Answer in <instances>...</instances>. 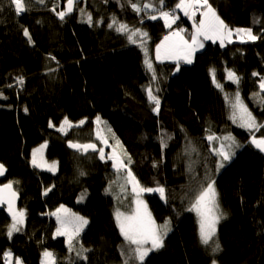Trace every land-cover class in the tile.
<instances>
[{"label": "trees", "instance_id": "1", "mask_svg": "<svg viewBox=\"0 0 264 264\" xmlns=\"http://www.w3.org/2000/svg\"><path fill=\"white\" fill-rule=\"evenodd\" d=\"M154 1L159 3L77 0L71 13L49 26L47 9L65 10L67 0H24L19 14L11 0H0V162L7 168L2 182H12L18 209L25 214L23 226L9 237L12 218L0 209V264H7L6 249L22 264H49L44 263L45 251L53 254L55 264H264V155L251 143L253 137H264V127L250 131L232 118L238 92L257 124L264 125V0H209L234 34L245 27L257 38L246 34L247 39L222 47L200 37L203 47L191 63L158 61L155 44L176 27L184 29L191 43L200 15L192 21L179 9L178 20L168 27L149 19L153 9L143 5ZM177 1L164 0V10L170 7L174 13ZM132 4L141 10L134 11ZM120 24L147 36L137 34L131 43L129 32L116 30ZM229 72L238 82L229 79ZM149 88L159 99L158 110ZM97 117L125 170H116L98 152L67 145H97L95 140L84 135L83 141H74L58 130L65 118ZM44 141L45 157L58 162L54 172L30 163L32 149ZM220 145L230 159L219 154ZM211 164L221 218L214 240L206 245L192 208L201 172ZM128 170L142 187L165 189L163 197L155 191L144 194L158 226L167 221L169 230L163 246L150 250L143 261L114 216L117 209L132 210ZM60 205L88 221L71 247L55 235L51 213Z\"/></svg>", "mask_w": 264, "mask_h": 264}, {"label": "snow or ice", "instance_id": "2", "mask_svg": "<svg viewBox=\"0 0 264 264\" xmlns=\"http://www.w3.org/2000/svg\"><path fill=\"white\" fill-rule=\"evenodd\" d=\"M40 3H43L44 0H39ZM11 3L15 5V11L17 14L24 11V6L22 4V0H11ZM75 3V0H67V8L66 11L58 12L57 15L64 19L65 15L67 13H71L73 11V5ZM160 5L164 4V0H159ZM144 8H151L153 7L152 4H146L143 5ZM177 9H182L184 11V14L186 16H189L195 21L196 12L200 11L201 9H204L203 11H200L201 19L199 20V23L193 24L194 32L191 36V43H189L188 40H185L183 36H181V32L184 31V29H179L176 32L171 33L169 36H165L164 40L161 41L160 44L156 46V58L159 59H184L187 63H191V57L193 53L195 52L197 47L202 48L203 42L200 40V37H203V39L206 40H219L220 45L223 47L225 40L228 39L231 36V30L228 29V26L224 23L223 20L219 18V16L216 15L215 10L212 8L211 4H209V0H179V3L175 6ZM132 8L134 11H140L141 7H139L137 4H132ZM55 10V9H53ZM83 14L84 10H80ZM160 15L164 18L165 24L168 27H171L173 23L176 22L178 17L172 15L170 12L166 11H160ZM151 19H156L155 16H152ZM88 22L91 23V14H88ZM115 19L113 20V24H115ZM113 24H109L108 27H113ZM118 32H129L127 25L120 24L117 29ZM237 33H246L248 38L251 40H255L257 37L252 35L251 29H236ZM139 34L140 36L146 37L147 33L141 32L140 29H133L128 34V39L131 43H136L135 37ZM24 35L28 36V30H24ZM52 59H55V57H52ZM145 64L147 65L148 69L153 71L154 69L152 67V63L149 60H145ZM253 75H257L254 73ZM20 79V82L22 83V78ZM153 79H155V75H153ZM229 79H234L238 82V77H236L235 73L229 72ZM217 87H220L218 84ZM260 88L264 90V79L260 82ZM148 96L151 101H155L156 103V110L159 108V99L158 97L154 96L152 94L151 88L148 89ZM234 111H233V120L236 119L237 112L239 113V119L241 121V127H245L247 129L254 130L258 129L259 127H264V125H258L256 118L252 115V113L247 109V106H245L242 101L240 100L239 93L237 92L235 103L232 105ZM27 111V109H25ZM97 121H99V117H97ZM66 124L71 127V122L65 118ZM81 124L84 123V121H80ZM50 126H52L50 124ZM61 131H64V124L61 125L60 128ZM99 135V133H98ZM209 140L214 139L213 136L208 137ZM225 139L233 140L232 137H226ZM252 144L255 145L256 148H258L260 151L264 152V137H261L259 139L253 137ZM70 147L81 149L83 151H87L88 149H96V145L94 144H75L71 141L69 142ZM41 147H44L43 145ZM100 151V158L104 159V153L103 149H99ZM214 151H216L214 149ZM219 154L223 156L224 160L230 159V155L225 153L223 151V146H221V149L219 150ZM35 155V154H34ZM113 159L114 164L113 167L119 168L124 167L127 168V165L124 164L122 161H117V158L115 156L110 157ZM130 158L128 163H130ZM33 163L36 164L35 158L33 159ZM222 165H219L220 167ZM49 168L51 170H54L55 164L49 165ZM4 166L0 164V175H3L4 173ZM83 174V173H82ZM127 182L132 183L133 185V192L137 193V196H139V192H159L161 197L165 195V189L163 187H159L156 189L152 188H139L138 185L139 182L136 180L135 176L132 175L131 171H128V177ZM12 189V182H9L6 185H3L0 187V202H3L5 199V190H8V210L12 213V225L8 229V236L11 237L12 233L14 231H19L18 225L23 223L24 219V212L23 211H15L13 207V201L15 199L16 193L11 191ZM136 203V209L133 212L132 215L129 216H123L122 213L117 211L116 213V219L117 223L120 227L121 234L124 236L125 240L129 242L130 245H135V249H133V252L140 261L144 260V257L147 255L149 249H146L143 247L144 244L151 242L152 248H159L163 246V237L167 234L168 229V222L166 221L163 225L156 226L155 221L151 218L150 213L146 212V205H143V202L139 199L135 201ZM142 208L145 209L142 211ZM193 208H195L198 212V214L201 216L200 220V236L201 241L204 244H208L209 241L212 239L213 235L215 234V224L219 220V216L215 213L219 209L218 203H216V192L214 189L213 183H209L207 188H205L203 191L200 192V194L196 197V202L193 204ZM64 212L65 215H61V212ZM69 210L65 209L63 205L59 209L56 210L55 213H52V215H55L57 217V221L60 224V227L57 228L56 234L57 235H66L68 236L69 240V246L71 247L73 236L78 235L79 232L83 229L84 225L88 223L87 219L84 217L76 216L75 214H68ZM123 216V218H122ZM69 228H71V232H69ZM219 249V244L216 245V248L213 249V251H216ZM11 253H5V256H10ZM44 256L46 258H49V264H55V259L53 257V254L51 252L45 251ZM16 264H21V261L19 258H17ZM125 264H128L127 261H125Z\"/></svg>", "mask_w": 264, "mask_h": 264}, {"label": "rangeland", "instance_id": "3", "mask_svg": "<svg viewBox=\"0 0 264 264\" xmlns=\"http://www.w3.org/2000/svg\"><path fill=\"white\" fill-rule=\"evenodd\" d=\"M76 1L77 0H75V3H74V5L76 4ZM23 2H24V0H22V4H23ZM177 3H179V0L174 4V13L172 14V15H174V16H176V17H178L179 18V9H177L175 6H176V4ZM74 5H73V7H74ZM66 8L67 7H65V10H57V9H55V7H51V8H48L47 9V13H48V15L47 16H50V20H48V23H47V25H49V26H52L53 24H54V22H55V20H57V21H60L61 20V18L57 15V13L58 12H61V11H66ZM25 9V8H24ZM53 9H55V10H53ZM151 9H153V12L151 13V14H149V19H151V17L152 16H155L156 17V19H160L163 23H165V20H164V18L160 15V11L162 10V11H165L164 10V4L163 5H160V3H158L157 1H154L153 2V7L151 8ZM181 10V12L184 14V11L182 10V9H180ZM42 13H44V12H39V15L40 14H42ZM185 15V14H184ZM178 20V19H177ZM176 20V21H177ZM176 23V22H175ZM175 23H173V24H175ZM236 29H248V28H245V27H238V28H236ZM230 30H232L231 28H230ZM47 31V33L49 34V35H52V32L51 31H53L52 29L51 30H46ZM175 31V30H174ZM173 31V32H174ZM239 34V35H238ZM237 35L236 34H234L233 33V31H231V36L228 38V39H226L225 40V42H227V41H235V40H239V41H242V40H244V39H247L246 38V33H243V32H241V33H238ZM170 35V34H169ZM165 36H168V35H165ZM164 36V37H165ZM163 37V38H164ZM200 39V38H199ZM212 41V40H211ZM160 44V43H159ZM199 50V48L197 47L196 48V50H195V52L196 51H198ZM195 52L193 53V55H192V57H191V60H192V58L194 57V54H195ZM161 60V59H160ZM171 61L172 60H174V59H170ZM176 60H179V59H176ZM159 61V60H158ZM185 61V60H184ZM193 61V60H192ZM185 63H187V62H185ZM15 85L17 86V85H19L18 84V82L16 81L15 82ZM236 117H238L237 119H238V122L241 124V121H240V119H239V113L237 112V116ZM69 121V120H68ZM80 121H84V123L83 124H81L80 123ZM80 121H78V122H71V127H69V125L68 124H66V123H64L65 122V119L61 122V124L58 126V130H59V132L61 133V134H63L64 136H65V138L66 137H69V138H71L72 140H74V141H83L82 140V136H84L85 135V137L88 139H93V140H95V142L97 143V145H98V153L97 152H95V153H97V155H98V157L100 158V151H99V149H103V153H104V159H107V160H109L110 162H112V164H114V162H116V161H114L113 159H111L110 157H113V156H115L116 158H117V161H122L121 160V158H120V156L118 155V152L115 150V148L113 147V145L108 141V139H107V134L103 131V129H102V127H101V124L99 123V121H97V119H94V120H91V121H88V120H80ZM62 124H64V131H61L60 130V128H61V125ZM98 133H99V135H98ZM209 136H212V135H209ZM44 146V147H41V146ZM48 146V143H47V141H44V142H41L40 144H38V145H36L33 149H32V151H31V155H30V163H31V165L32 166H34V167H36V168H38V169H42V170H48V171H51V172H54V171H56L57 170V167H58V162L56 161V160H50V159H47L46 157H45V150H46V147ZM187 146V148H190V150L192 151V152H197L195 149H193V147L191 148V146H190V144H187L186 145ZM221 146H223V151L225 152V153H227V151H226V149H225V146L224 145H220V147H219V150L221 149ZM187 148H186V152H184V154L186 155V157L189 155L190 156V154H189V152L187 151ZM35 154V155H34ZM228 154V153H227ZM223 157V156H222ZM35 158V160H36V164H34L33 163V159ZM103 160V159H102ZM55 164V168H54V170H51L50 168H49V165H52V164ZM113 168H115L116 170H120V169H126V168H124V167H119V168H116V167H113ZM204 170L201 172V174H202V178H201V183H200V185L198 186V188H197V193L195 194V197H194V202H193V204L196 202V197L200 194V192L201 191H203L205 188H207V186H208V184L209 183H213L212 182V174L214 173V165L213 164H211V165H209L208 167H206V168H203ZM129 171V170H128ZM128 171H126V173H127V177H128ZM211 180V181H210ZM213 185H214V183H213ZM129 186H130V192H131V203L133 204L132 205V210L131 211H129V212H127V211H123V210H120V209H117V210H115L114 211V216H115V219H116V213H117V211H119L120 213H122L123 214V216H129V215H132L133 214V212L135 211V209H136V203H135V201L137 200V199H139V200H141L142 202H143V205H146V212L147 213H150V215H151V218L155 221V219H154V217H153V215H152V213H151V211H150V209H149V206H148V204H147V201H146V199H145V197H144V194L145 193H149V192H147V191H144V192H139V196H137V193H135V192H133V185H132V183H129ZM139 188H145V187H142L140 184L138 185V189H137V191H139ZM214 189H215V192H216V188H215V185H214ZM151 193V192H150ZM78 200H80V198L78 199ZM216 203H218V201H217V192H216ZM219 205V204H218ZM64 206V208L65 209H67V210H69V213L68 214H75L76 216H80V217H83L82 215H80L79 213H77L76 211H74L73 209H71V208H69V207H67L66 205H63ZM18 207V206H17ZM61 207V205L57 208V209H59ZM57 209H55L52 213H55L56 212V210ZM193 209V211L196 213V214H198V212H197V210L195 209V208H192ZM145 209H143L142 208V211H144ZM19 211H23L21 208L20 209H17V212H19ZM51 213V214H52ZM62 216L63 215H65V213L62 211L61 213H60ZM216 215H218L220 218H221V211H220V207H219V209H218V211L215 213ZM24 216H25V214H24ZM123 216H122V218H123ZM54 217H55V221H56V229H55V235H57L56 234V230H57V228L58 227H60V224L58 223V221H57V217L54 215ZM85 218V217H84ZM198 218H199V234H200V220H201V216L198 214ZM220 218H219V220H220ZM219 220H218V222H219ZM116 222H117V219H116ZM218 222L215 224V233H216V229H217V225H218ZM12 223H13V221H12V219H11V222H10V224H9V227L12 225ZM23 223H24V219H23ZM23 223L22 224H20V225H18V227H19V229L23 226ZM155 223H156V221H155ZM118 224V223H117ZM156 226H158V224L156 223ZM118 227H119V225H118ZM119 229H120V227H119ZM72 230H71V228H69V232H71ZM61 236H63L64 237V239L66 240V242L67 241H69L68 240V236H66V235H61ZM74 237V236H73ZM124 237V236H123ZM201 237V236H200ZM214 237H215V234L213 235V237H212V239L209 241V243L210 242H212L213 240H214ZM128 244H129V242H128ZM130 245V244H129ZM131 247H132V245H130ZM135 246V245H134ZM136 247V246H135ZM143 247L144 248H146V249H149V251L150 250H152V249H154V248H152V245H151V242L149 241L148 243H146V244H144L143 245ZM148 251V252H149ZM5 253H11V255L10 256H5ZM4 258H6V263L7 264H16V261H17V258H19V257H17V256H15L12 252H11V250L10 249H6L5 250V252H4ZM19 260H20V258H19ZM21 261V260H20ZM47 262H49V258H46V257H44V263H47ZM21 264H22V262H21ZM211 264H218L215 260H213L212 262H211Z\"/></svg>", "mask_w": 264, "mask_h": 264}, {"label": "water", "instance_id": "4", "mask_svg": "<svg viewBox=\"0 0 264 264\" xmlns=\"http://www.w3.org/2000/svg\"><path fill=\"white\" fill-rule=\"evenodd\" d=\"M69 142H70V141H69ZM69 142H67V145H68L69 148H71V149L74 150V151L81 150V149H77V148L70 147ZM71 142H72V141H71ZM72 143L80 144V145H85V144H94V145H96V144L93 143V142H90V143L72 142ZM253 145H254V144H253ZM254 146H255V145H254ZM257 149H258V148H257ZM258 150H259V149H258ZM81 151H82L83 153H86V152H94V153H95V152L98 151V146L96 145V149H95V150H93V149H88L86 152L83 151V150H81ZM259 152H260L262 155H264V152H262V151H260V150H259ZM3 175H4V173H3ZM3 175H0V178H1ZM6 184H8V183H2V184H0V187H2L3 185H6ZM11 191H13V192L16 193V191H15L13 188L11 189ZM4 195H5V199H4L3 202H0V209H2L3 206L6 207L7 214H8L10 217H12V213L9 212V210H8V200H7L8 190H5ZM17 201H18V194L16 193L15 199H14V201H13V207H14V210H15V211H17Z\"/></svg>", "mask_w": 264, "mask_h": 264}, {"label": "crops", "instance_id": "5", "mask_svg": "<svg viewBox=\"0 0 264 264\" xmlns=\"http://www.w3.org/2000/svg\"><path fill=\"white\" fill-rule=\"evenodd\" d=\"M204 10V9H203ZM216 15H217V13H216ZM200 18H201V15H200ZM179 29H178V27H176L175 28V31L174 32H176V31H178ZM173 33V32H172ZM166 35H168L169 36V34H166ZM181 36H183L184 37V39L185 40H187L186 39V37L182 34V32H181ZM163 40H164V38H163ZM162 41V40H161ZM161 41H159V42H157L156 44H155V58H156V56H157V53H156V46L159 44V43H161ZM189 41V40H188ZM217 41H219V40H217ZM189 43H190V41H189ZM220 43V42H219ZM157 59V58H156ZM158 60V59H157ZM160 60V59H159ZM161 60H170V59H161Z\"/></svg>", "mask_w": 264, "mask_h": 264}, {"label": "bare ground", "instance_id": "6", "mask_svg": "<svg viewBox=\"0 0 264 264\" xmlns=\"http://www.w3.org/2000/svg\"><path fill=\"white\" fill-rule=\"evenodd\" d=\"M0 164H2V165L4 166V169H5V170H4V175L1 177V178H4L5 175H6V173H7V168H6V166H5L3 163L0 162ZM14 190H15V189H14ZM15 191H16V190H15ZM16 193L18 194L17 191H16ZM18 197H19V196H18ZM199 235H200V234H199ZM75 236H76V235H75ZM200 239H201V237H200ZM208 244H209V243H208ZM212 261H213V260H212ZM212 261H210L209 263L211 264Z\"/></svg>", "mask_w": 264, "mask_h": 264}, {"label": "built area", "instance_id": "7", "mask_svg": "<svg viewBox=\"0 0 264 264\" xmlns=\"http://www.w3.org/2000/svg\"><path fill=\"white\" fill-rule=\"evenodd\" d=\"M171 11H172V10H171L170 8L167 9V12H170V13H171ZM200 11H201V10H200ZM200 11H197V12H196V17H197V15L200 13ZM196 17H195V20H196Z\"/></svg>", "mask_w": 264, "mask_h": 264}, {"label": "flooded vegetation", "instance_id": "8", "mask_svg": "<svg viewBox=\"0 0 264 264\" xmlns=\"http://www.w3.org/2000/svg\"><path fill=\"white\" fill-rule=\"evenodd\" d=\"M0 184H2V178H0Z\"/></svg>", "mask_w": 264, "mask_h": 264}, {"label": "clouds", "instance_id": "9", "mask_svg": "<svg viewBox=\"0 0 264 264\" xmlns=\"http://www.w3.org/2000/svg\"><path fill=\"white\" fill-rule=\"evenodd\" d=\"M3 208H6V207L3 206L2 209H3Z\"/></svg>", "mask_w": 264, "mask_h": 264}]
</instances>
